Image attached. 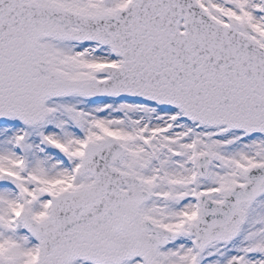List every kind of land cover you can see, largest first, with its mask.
I'll list each match as a JSON object with an SVG mask.
<instances>
[{"label":"snow or ice","instance_id":"obj_1","mask_svg":"<svg viewBox=\"0 0 264 264\" xmlns=\"http://www.w3.org/2000/svg\"><path fill=\"white\" fill-rule=\"evenodd\" d=\"M0 264H264V0H0Z\"/></svg>","mask_w":264,"mask_h":264}]
</instances>
